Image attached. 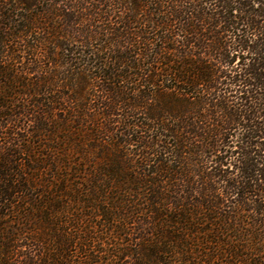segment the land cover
Segmentation results:
<instances>
[{
	"label": "trees",
	"instance_id": "trees-1",
	"mask_svg": "<svg viewBox=\"0 0 264 264\" xmlns=\"http://www.w3.org/2000/svg\"><path fill=\"white\" fill-rule=\"evenodd\" d=\"M0 264H264V0H0Z\"/></svg>",
	"mask_w": 264,
	"mask_h": 264
}]
</instances>
